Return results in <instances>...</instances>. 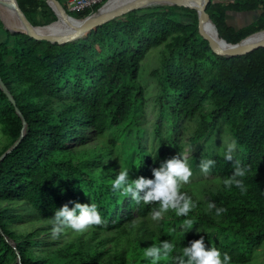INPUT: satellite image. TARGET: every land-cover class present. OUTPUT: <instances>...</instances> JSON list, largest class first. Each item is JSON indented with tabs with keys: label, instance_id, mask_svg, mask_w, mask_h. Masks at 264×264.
Returning <instances> with one entry per match:
<instances>
[{
	"label": "trees",
	"instance_id": "obj_1",
	"mask_svg": "<svg viewBox=\"0 0 264 264\" xmlns=\"http://www.w3.org/2000/svg\"><path fill=\"white\" fill-rule=\"evenodd\" d=\"M17 1L33 23L26 4L40 3ZM100 5L68 13L82 18ZM206 11L229 43L264 29V0H209ZM230 11L257 14L235 27L227 20ZM0 29V77L26 122L20 142L0 161V264H18L4 235L21 264H152L145 247L169 239L179 249L201 236L205 248L228 253L231 264H258L254 257L264 246V47L218 55L198 33L196 11L178 5L133 9L62 44L11 32L1 20ZM157 47L158 60L149 70L155 113L147 127L138 76ZM0 126L9 140L1 155L22 128L1 89ZM228 138L236 146L230 161L221 144ZM96 139L99 143L89 145ZM174 155L187 160L189 180L214 174L220 186L207 193L206 208L191 196L188 216L194 223L188 231L181 227L186 217L170 209L154 228L129 232L135 218L159 204L113 192L111 180L125 166L130 180L152 178V169ZM209 158L214 164L205 173L199 164ZM237 167L245 169L236 177L243 190L227 183ZM73 202L95 203L104 223L90 226L86 238L77 233L67 241H46V235L60 234L55 210ZM40 219L47 223L18 230ZM103 230L109 235L99 237ZM37 245L44 248L38 251Z\"/></svg>",
	"mask_w": 264,
	"mask_h": 264
},
{
	"label": "clouds",
	"instance_id": "obj_2",
	"mask_svg": "<svg viewBox=\"0 0 264 264\" xmlns=\"http://www.w3.org/2000/svg\"><path fill=\"white\" fill-rule=\"evenodd\" d=\"M235 141L227 145L224 154L225 160H232ZM214 160L204 159L200 161L201 171L207 173ZM128 166L121 168L114 179L111 180V189L124 196L131 193L132 198L137 202H158L159 207L151 212V219L159 221L162 215L168 210H174L177 216L186 217L181 227L186 231L192 228L194 218L188 213L194 206V202L188 193L181 191L182 185L189 182L192 170L187 160L181 155H174L163 160L158 167L152 169V178L137 176L129 179ZM245 169L237 167L232 179L227 183H235L243 190V181L236 179L243 176ZM143 195H140V191ZM209 208L214 207L209 203ZM217 213L223 211L216 209ZM56 231H61L63 227L70 228L77 232H83L92 225H101L104 221L95 203L73 202L72 207L62 204L54 212ZM171 231V230H170ZM204 237L201 236L190 242L189 245L181 246L177 249L173 240H164L159 243L145 247L144 256L151 259L152 264H158L161 259L174 262V264H231V257L228 253H221L214 246L205 248ZM186 258V259H185Z\"/></svg>",
	"mask_w": 264,
	"mask_h": 264
},
{
	"label": "water",
	"instance_id": "obj_3",
	"mask_svg": "<svg viewBox=\"0 0 264 264\" xmlns=\"http://www.w3.org/2000/svg\"><path fill=\"white\" fill-rule=\"evenodd\" d=\"M46 2L50 7L52 6L51 9L53 11L55 10L57 17L58 18L60 17L64 20V22L67 25L66 29L41 31L38 29L37 27L38 25H33L29 21V19L26 17L24 12L20 8L17 0H0V5L10 9L19 23V28L17 27L16 24H14L15 22L9 23V27L6 26V28L11 32H17V31L24 32L30 37L37 40H46L52 43L56 42L62 44V43L74 41L79 38H83L90 30L96 28L97 26L107 22L108 20L114 17L120 16L133 9H139L143 7L156 6V5H178V6L189 7L196 11L198 33L200 34V36H202L203 39H205L208 42V45L211 48V50L218 55L227 56V57L243 55L257 48L264 47V38L256 41L249 40L250 36H252L255 33L264 31V29L248 34L247 36H245L236 43H229L225 39H223L221 35L217 32L215 24L212 22L208 12L206 11V5L209 2V0H132L126 4L120 5L108 11H100V8L102 6L100 5L96 11L80 18L79 21L74 23L70 22L69 18L74 20H76L77 18L71 16L66 11L60 0H46ZM55 22L56 21L49 22L44 26H50ZM211 28H213L215 35L220 39V41L214 36V34L211 31ZM0 89L6 95L7 99L12 103L16 114L21 118L22 121V128L20 130V134L18 138L12 143L11 146H9L0 155V161H1L4 158V156L20 142L21 138L25 133L26 122L20 110L18 109V107H16L15 100L12 97L8 88L6 87L5 83L2 81L1 77H0ZM0 232L2 233L1 229ZM4 238L9 243L8 237L4 235ZM13 248L16 251L17 263L21 264L15 246H13Z\"/></svg>",
	"mask_w": 264,
	"mask_h": 264
},
{
	"label": "rangeland",
	"instance_id": "obj_4",
	"mask_svg": "<svg viewBox=\"0 0 264 264\" xmlns=\"http://www.w3.org/2000/svg\"><path fill=\"white\" fill-rule=\"evenodd\" d=\"M36 1L38 3H40V7H38V8H36V7L33 8V6L30 5L29 3L26 4L27 14H28L29 18L33 21V23H34V24L32 23L33 25L41 26V25L46 24V23H44L46 19H48L49 22H53L56 19H58L55 11H53L51 9L52 7H50L48 5L46 0H36ZM42 1H45L46 5H44L42 3ZM61 3L63 6L67 7L66 1L61 0ZM45 11H50L51 13L53 12L55 15L51 14L52 16L48 17L47 15H44ZM72 14H75V13L72 12ZM4 19L8 25H9V23H14L13 19H10L7 17H4ZM0 20L3 21L2 18H0ZM5 21H3L4 23L2 22L4 28H6ZM2 38H3V32L0 29V39H2ZM159 48L158 47L152 48L148 52L145 59L141 63L140 70H139V76H138V80L143 87V94L145 97L144 110H145V116H146L145 125L147 127H150L151 121L154 119V113H155L154 109H152V97L154 95L155 87H154L153 78L149 76V70L158 60ZM8 141H9L8 138L3 134L1 126H0V150L4 147V145L6 143H8ZM99 141L100 140L96 139V140L92 141L91 143H89V145H96L97 143H99ZM231 142H233V141L230 138H228V141H221V144L223 145L225 143L226 145L224 146V148L227 149V145ZM235 150H236V146L233 149V152H235ZM186 155H188V153H185V156ZM221 182H222V179L220 178L219 175L205 174V175H201V176H194L189 180V182L187 184L182 185L181 191L188 193V195L193 197L195 202L196 201L199 202V204H201L202 207L206 208V195H207V193L210 190H214L215 188L219 187ZM46 223H47V220L40 219V220H37L36 222H34L33 224L21 225L20 227H18L19 228L18 230L24 229L25 231H28V230L36 227V226H40V225H43ZM157 223H158V221H153L151 219V213H150L147 216H145L144 218H141V217L135 218L133 220L131 226L127 227V228H128L129 232L133 231L134 228L137 229L139 227H141V228L148 227L149 229H151V228H154ZM55 231H56V228H55ZM90 232H91L90 227L87 228L83 232H77V231H74L70 228L63 227L62 230L60 231L59 235H56V234H54L56 236H54V235L53 236H47L46 235L44 237V239L46 238L45 240L47 241L50 238V239H55L57 242H63V241L69 240L70 238H73V236H75L77 233L81 234L82 238H86L87 236L90 235ZM44 233H46V231ZM44 233H42L43 236H44ZM106 234L109 235V232L106 230L99 231V237H102ZM121 239H122V237H121ZM9 243L13 248V246H14L13 241H11L9 239ZM108 244H110V243H108ZM36 248L38 251H41L44 247L41 245H37ZM254 259H255V262H257L258 264H264V246L259 247L258 252H257L256 256L254 257ZM16 260H17V255H16ZM10 264H13V261H11Z\"/></svg>",
	"mask_w": 264,
	"mask_h": 264
},
{
	"label": "bare ground",
	"instance_id": "obj_5",
	"mask_svg": "<svg viewBox=\"0 0 264 264\" xmlns=\"http://www.w3.org/2000/svg\"><path fill=\"white\" fill-rule=\"evenodd\" d=\"M130 1H132V0H106L102 4V6L100 8V11H108V10L114 9V8L120 6V5L126 4V3L130 2ZM4 17L13 19V21L15 22L14 24H16L17 27L19 28V23L16 20V18L14 16V14L12 13V11L10 9L0 5V18H2L3 21H5ZM79 20H80V18H77L76 20L69 18V21L72 22V23L77 22ZM55 21L56 22L53 23L50 26L41 25V26H37V27L41 31H47V30L48 31H53L55 29L64 30V29L67 28V25H66V23L64 22V20L62 18L59 17ZM5 25L9 27V25L7 24L6 21H5ZM211 31L214 34V36L220 41V39L215 35V32L213 31V28H211ZM262 38H264V31H261V32L253 34L252 36L249 37V40L256 41V40H259V39H262ZM222 43H223V41H222Z\"/></svg>",
	"mask_w": 264,
	"mask_h": 264
},
{
	"label": "built area",
	"instance_id": "obj_6",
	"mask_svg": "<svg viewBox=\"0 0 264 264\" xmlns=\"http://www.w3.org/2000/svg\"><path fill=\"white\" fill-rule=\"evenodd\" d=\"M105 0H66L67 12H78L86 9H92L95 5H102Z\"/></svg>",
	"mask_w": 264,
	"mask_h": 264
},
{
	"label": "crops",
	"instance_id": "obj_7",
	"mask_svg": "<svg viewBox=\"0 0 264 264\" xmlns=\"http://www.w3.org/2000/svg\"><path fill=\"white\" fill-rule=\"evenodd\" d=\"M256 14H257L256 12H232L230 11L228 12L227 20L231 25L235 27H240L250 22L254 17H256Z\"/></svg>",
	"mask_w": 264,
	"mask_h": 264
}]
</instances>
